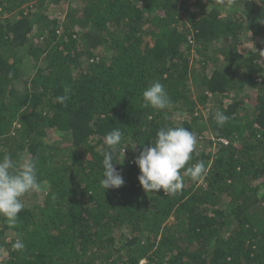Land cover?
<instances>
[{
  "label": "trees",
  "instance_id": "16d2710c",
  "mask_svg": "<svg viewBox=\"0 0 264 264\" xmlns=\"http://www.w3.org/2000/svg\"><path fill=\"white\" fill-rule=\"evenodd\" d=\"M259 39L264 0H0V158L35 159L43 189L15 226L0 216V264H264ZM157 81L165 110L144 106ZM175 126L197 137L185 168L206 171L181 170L175 195L145 192L135 159ZM113 129L124 184L104 191Z\"/></svg>",
  "mask_w": 264,
  "mask_h": 264
},
{
  "label": "clouds",
  "instance_id": "9594fccd",
  "mask_svg": "<svg viewBox=\"0 0 264 264\" xmlns=\"http://www.w3.org/2000/svg\"><path fill=\"white\" fill-rule=\"evenodd\" d=\"M234 0H218V4L230 8ZM145 107L165 110L171 101L159 81L152 83L142 93ZM67 96L57 97L64 103ZM219 126H223L228 117L223 112H217L214 117ZM122 142V133L113 129L105 136L107 150L103 154V174L100 181L104 189L119 188L124 184L120 170L114 166L113 155L117 153ZM144 147L135 159L140 175L138 181L145 192L163 189L165 195H175L184 187V174L193 181L199 180L206 171L203 161L192 167L185 168L192 159V153L197 145V137L182 126L164 127L157 134L154 143ZM133 148L135 145H131ZM125 148L123 149L124 155ZM42 185L38 181L37 161L22 157L17 161L4 155L0 158V216L4 217L11 226H15L19 213L24 209L23 197L29 193H40ZM25 247L22 240L17 239L12 248L21 251Z\"/></svg>",
  "mask_w": 264,
  "mask_h": 264
},
{
  "label": "rangeland",
  "instance_id": "374dc122",
  "mask_svg": "<svg viewBox=\"0 0 264 264\" xmlns=\"http://www.w3.org/2000/svg\"><path fill=\"white\" fill-rule=\"evenodd\" d=\"M74 6V5H76V3L75 2H72L70 5H68V6ZM67 6H65V8H66ZM58 9L59 8H54V10H53V14H56V13H58ZM258 41V46H260L261 47V49H263L264 50V40H262V39H259V40H257ZM241 48H242V50H243V52L244 53H246V54H248V53H250V52H252L253 51V49H255V47L253 46V44L252 43H250L249 44V42H245L242 46H241ZM257 48V47H256ZM263 58H264V53H263ZM263 63H264V59H263ZM30 65V64H29ZM30 67V66H29ZM31 70V69H30ZM252 90H255V89H252L250 86H245L244 88H243V93H249V92H252ZM42 191H43V189L41 190V192L40 193H37V197L35 198L36 200H40L41 198H42ZM10 234H12L11 232H10Z\"/></svg>",
  "mask_w": 264,
  "mask_h": 264
},
{
  "label": "built area",
  "instance_id": "2783aa9c",
  "mask_svg": "<svg viewBox=\"0 0 264 264\" xmlns=\"http://www.w3.org/2000/svg\"><path fill=\"white\" fill-rule=\"evenodd\" d=\"M138 264H149L146 259H142L138 262Z\"/></svg>",
  "mask_w": 264,
  "mask_h": 264
}]
</instances>
